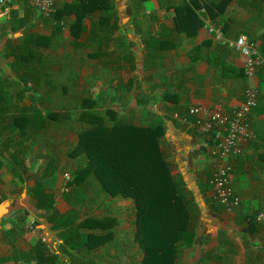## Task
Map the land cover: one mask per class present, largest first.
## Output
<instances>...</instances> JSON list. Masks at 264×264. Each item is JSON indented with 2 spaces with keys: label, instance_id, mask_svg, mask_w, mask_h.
I'll use <instances>...</instances> for the list:
<instances>
[{
  "label": "crops",
  "instance_id": "1",
  "mask_svg": "<svg viewBox=\"0 0 264 264\" xmlns=\"http://www.w3.org/2000/svg\"><path fill=\"white\" fill-rule=\"evenodd\" d=\"M219 1L55 0L52 14L41 17L26 0H12L6 14L0 16V75L12 77L11 58L2 57L7 38H17L25 31L47 38L58 26L59 31L50 39L54 49H44L40 56L47 54L60 61L69 56L62 72L72 73L73 87L87 90L98 107L110 110L108 116L104 115L107 120L118 117L133 125L160 127L159 148L170 173L182 179L200 211L192 245L184 250L187 254L197 241L202 242V251L197 252L194 264H231L229 260L235 254L239 258L236 264H264V224L254 218L264 210V67H258L253 77H246L243 58L231 45L236 36L244 35L264 53V3L262 12L256 16L249 5L253 0H227L221 10L214 8L216 14L210 19L206 7L212 8ZM205 19L220 26L224 40L212 39L203 27ZM55 67L58 68V63ZM249 86L256 93L254 105L245 116L248 135L239 140L241 153L230 160V186L238 205L225 212L212 199L208 184L217 161L210 153L212 147L182 119L192 121L193 116L187 112L191 106L230 111L243 100L244 90ZM43 88L39 82V91ZM9 167L0 156V202L14 201L0 224V264H26L17 257L27 253L37 239L48 245L57 244L54 246L60 249V237L57 230L50 229L45 212L34 208V199L26 192L37 181L34 175H28L26 170L21 181ZM59 175L53 171L50 175L41 173L40 180L37 178L44 191L53 197L59 214L71 215L72 209L68 211L74 204L80 205V211L73 212L75 221L111 212L117 219L112 225L117 236L126 238L132 234L133 217L129 227L120 216L119 205L128 204V211L133 212L130 198L102 196L97 202L65 200L57 195L56 187L62 182ZM104 203H109L107 210ZM212 204L217 207L215 212L208 209ZM28 213L34 216L40 230H29ZM219 233L229 239L231 246L217 240ZM207 241L214 245L209 250L205 247ZM203 250L209 251L210 256L200 258ZM109 252L112 251H108L107 258L112 256ZM66 258L59 255L54 264H77Z\"/></svg>",
  "mask_w": 264,
  "mask_h": 264
},
{
  "label": "trees",
  "instance_id": "2",
  "mask_svg": "<svg viewBox=\"0 0 264 264\" xmlns=\"http://www.w3.org/2000/svg\"><path fill=\"white\" fill-rule=\"evenodd\" d=\"M262 1L249 2L256 16L263 10ZM226 2L220 0L212 8L207 6L208 17L214 19V8L221 10ZM58 31L59 27L54 26L47 38L25 31L21 37L5 40L2 57L11 58L12 77L0 75V156L21 181L28 155L46 159L43 175L53 171L64 173L68 168V179L62 189L65 200L97 202L102 196L130 198L133 231L118 243L120 236L112 229L117 219L111 212L89 215L79 221L70 214H59L53 197L34 181L29 189L34 208L45 212L50 229L57 230L61 248L39 238L17 259L26 264H54L63 254L77 264H117L106 257L108 251L112 255L126 254L130 249L139 256L133 264H182V254L194 240L200 211L182 179L170 173L159 148L160 127L133 125L118 117L107 120L104 115L108 116L110 110L98 107L87 90L73 87L72 73L62 72L69 56L65 55L66 59L61 61L47 54L40 56L44 49H54L50 39ZM39 82L44 86L41 92ZM66 133H74L77 140L64 152L71 161L69 165L67 160L59 165L63 153L55 141ZM108 206L109 203H104L105 210ZM216 208L215 204L208 206L211 212ZM217 240L231 246L221 233ZM209 256V251L203 250L200 258ZM29 260L32 262L27 263Z\"/></svg>",
  "mask_w": 264,
  "mask_h": 264
},
{
  "label": "built area",
  "instance_id": "3",
  "mask_svg": "<svg viewBox=\"0 0 264 264\" xmlns=\"http://www.w3.org/2000/svg\"><path fill=\"white\" fill-rule=\"evenodd\" d=\"M12 0H0V16L6 14ZM41 17H49L54 10L55 0H26ZM203 27L216 42L224 40V33L219 25L209 20L203 21ZM232 47L242 56L243 74L253 77L258 67H264V55L259 52L253 41L244 35L236 36ZM256 90L247 87L243 100L230 111L220 108H208L202 105L191 106L187 112L193 116L192 121L182 119L184 123L196 129L207 140L212 149L210 153L216 156L214 171L208 179L212 199L225 211L231 212L238 205V198L233 195L230 186V160L241 153L239 140L248 135L246 114L254 105ZM257 222L264 224V210L254 216ZM29 230L34 231L30 223Z\"/></svg>",
  "mask_w": 264,
  "mask_h": 264
},
{
  "label": "rangeland",
  "instance_id": "4",
  "mask_svg": "<svg viewBox=\"0 0 264 264\" xmlns=\"http://www.w3.org/2000/svg\"><path fill=\"white\" fill-rule=\"evenodd\" d=\"M260 1H262V0H260ZM262 2H264V0L262 1ZM1 65V64H0ZM69 134H72L73 136H74V138L73 139H70V135H69V137H67L66 135H63L62 137L60 136V137H58L57 139H56V141L55 142H58L59 143V146H60V148H61V150H62V153H63V156L62 155H60L59 156V165H62L63 163H64V160H67V163H68V165H69V163L71 162L69 159H67L66 157H65V155H64V152L69 148V146H72V144H74L76 141H75V138H76V135L74 134V133H69ZM29 156V155H28ZM26 157V160H25V165H26V170L28 171V175H30V176H33L34 175V177H35V180H37L38 182H39V180L42 178L41 177V173H43V166H44V162H45V160L46 159H35V160H33V159H30L29 157ZM32 157V156H31ZM67 166V165H66ZM68 167V166H67ZM42 168V169H41ZM37 170V171H36ZM57 173H59L60 175L61 174H64L65 175V177L63 178H61L60 177V175H59V178L62 180V182H60L59 183V185L56 187V190L58 191V194L57 195H59V196H61V198L62 199H64V195H63V193L61 192V190L59 191V188L60 187H62V189H63V182H65L68 178V175H69V169L68 168H66L65 169V171H64V173H61L60 171H57ZM39 176V177H38ZM39 180H38V179ZM41 185V184H40ZM46 185V184H45ZM51 185H52V183H51ZM42 186V185H41ZM31 188V187H30ZM30 188H28V189H30ZM53 189V188H52ZM26 192L29 194V190H26ZM28 201H31V198H28ZM63 201V200H62ZM65 201V200H64ZM119 202V201H118ZM66 204L68 205V206H70L67 202H66ZM119 205L120 206H122V207H120V208H122V211L120 212V216H122V219L123 220H126V222H128V226L129 227H132V224L130 225V223H131V220H132V217H133V212H131V211H128L129 209H128V204H127V206H124L125 204H122V203H119ZM72 206H74L73 208H72ZM72 206H70V209H69V211L68 212H71V209H72V214L70 215L71 217H73V212L75 213L76 211L75 210H77L78 212L80 211V207H78V206H80V205H78V206H75V204L74 205H72ZM77 207V208H76ZM30 209L33 211V208L32 207H30ZM112 211V210H111ZM102 215V214H101ZM100 215V216H101ZM28 229V228H27ZM130 234V233H129ZM131 236V235H130ZM129 237V236H128ZM127 238V237H126ZM122 239L124 240L125 239V237H123V238H120L119 237V240H121L122 241ZM205 243V242H204ZM203 246V244H202V242H200V241H197V244H196V246H195V248L191 251V252H189V253H187L186 254V251L182 254V257H181V263L182 264H194V260H196L197 259V252H200V251H202L201 250V248H202V246ZM213 247L214 245H212V243H211V241H207L206 243H205V247L208 249L209 247ZM209 250V249H208ZM211 250V249H210ZM214 251V250H213ZM109 254H112L111 252H109ZM139 256L137 255V254H134V251H132V250H130L129 249V251L125 254V253H121V254H118L117 252H115L112 256H110L109 258L112 260V262L113 263H117V264H133V263H135V261L134 260H137V258H138ZM238 256L235 254L233 257H231V260H229L230 262H231V264H236V262L238 261ZM199 260V259H198ZM199 264V263H198ZM200 264H204V262H202V263H200Z\"/></svg>",
  "mask_w": 264,
  "mask_h": 264
},
{
  "label": "water",
  "instance_id": "5",
  "mask_svg": "<svg viewBox=\"0 0 264 264\" xmlns=\"http://www.w3.org/2000/svg\"><path fill=\"white\" fill-rule=\"evenodd\" d=\"M14 201L12 199H5L0 202V224L4 221V218L10 213V207L13 205ZM28 222L33 225L38 226V223L31 214H26Z\"/></svg>",
  "mask_w": 264,
  "mask_h": 264
}]
</instances>
